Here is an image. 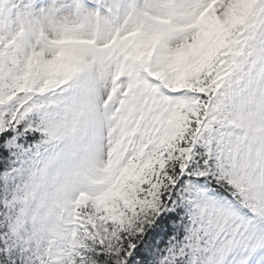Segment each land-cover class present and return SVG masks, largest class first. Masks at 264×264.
Segmentation results:
<instances>
[{
    "label": "snow or ice",
    "instance_id": "1",
    "mask_svg": "<svg viewBox=\"0 0 264 264\" xmlns=\"http://www.w3.org/2000/svg\"><path fill=\"white\" fill-rule=\"evenodd\" d=\"M0 264H264V0H0Z\"/></svg>",
    "mask_w": 264,
    "mask_h": 264
}]
</instances>
